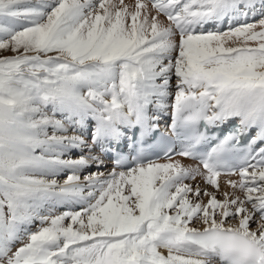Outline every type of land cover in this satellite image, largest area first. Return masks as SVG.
Listing matches in <instances>:
<instances>
[{
	"label": "snow or ice",
	"instance_id": "6c2138e0",
	"mask_svg": "<svg viewBox=\"0 0 264 264\" xmlns=\"http://www.w3.org/2000/svg\"><path fill=\"white\" fill-rule=\"evenodd\" d=\"M0 51V264H264V0H0Z\"/></svg>",
	"mask_w": 264,
	"mask_h": 264
},
{
	"label": "bare ground",
	"instance_id": "6f19581e",
	"mask_svg": "<svg viewBox=\"0 0 264 264\" xmlns=\"http://www.w3.org/2000/svg\"><path fill=\"white\" fill-rule=\"evenodd\" d=\"M125 2H126V3H129V4H132V3H134V0H125ZM161 19L163 20L164 17H161ZM226 25H227V22H225V27H226ZM171 83H172V86H173V87L170 88V92L174 94V91H175V89H174L175 79H174V78H173V80H172ZM165 102L168 103V104H171V103H172V99L170 98L169 100H167V101H165ZM154 112H155V106L153 105L150 114H152V113H154ZM158 124H159V127H161L162 130L168 128V126L171 124V109H170V108L167 109V110H165V111H163V112H160V113H159V121H158ZM90 125H91V126H90ZM94 126H95V125H94V122H90L89 124H87V125L85 126V129H84L83 132H77L76 134H78V135H83L85 139H87L89 142H91V132H92V129L94 128ZM90 128H92L91 131H90ZM122 131H123L124 134H123V136L119 139V141H115V140H113V141H110V142H107V143H106L105 146L108 147V149H109V150L107 151V153L101 152L100 147H97V148L94 150V154H98V155H100L101 159H102V160L104 161V163L107 165V168H106V169H102V171H107V170H110V169H111V167H112V160H113V152H114V150H115V146H116V144H117V143H124V146H125V145H127V144L129 143L130 138H131V134H132V132H133V131H132V128H122ZM62 134H63V133H62ZM67 134H68V135L73 134V130H72V129H69V132H68ZM81 154H82V153L79 152V151H74V152L70 153L69 155H70L71 158L75 159V158H78ZM83 154H86V150H85V153H83ZM69 155H66L64 158H69ZM173 159H174V160H175V159L181 160V162H182L183 164H185V165H189V164H191V165H196V164H197L195 161L188 160V159H184V158H181V157H173ZM159 162L163 163L164 160L162 159V160H160ZM92 169H94L93 171L96 170L95 167H93V168L88 169V171H89V170H92ZM118 171H119V169H118ZM67 174H68V173H67ZM62 177H63V176H62ZM64 178H65V177H64ZM64 178L62 179V181L64 180ZM81 178H83V177H81ZM228 178H229V177H225V176H222V177H221V179H220V183H221V189H222V190H225L224 180H225V179H228ZM231 179H238V176L233 175V176L231 177ZM62 181H61V182H62ZM189 182H190V181H189ZM200 183H201V186L204 187L203 182L200 181ZM208 187H209V190H210V191L213 190L210 186H208ZM237 194L240 195L239 192H237Z\"/></svg>",
	"mask_w": 264,
	"mask_h": 264
},
{
	"label": "rangeland",
	"instance_id": "374dc122",
	"mask_svg": "<svg viewBox=\"0 0 264 264\" xmlns=\"http://www.w3.org/2000/svg\"><path fill=\"white\" fill-rule=\"evenodd\" d=\"M19 30V29H18ZM4 55H12V53H11V51H0V56H4ZM49 131H51V130H49ZM62 134V133H61ZM64 134V133H63ZM94 169H92V170H89V171H93ZM66 175H67V172H65V173H63L62 175H59V176H57L56 177V179L57 180H59L60 182L62 181V179L65 177L66 178ZM63 176V177H62ZM81 177H83V174L81 175ZM49 178H51V177H49ZM64 178V179H65ZM63 209H60V210H58V211H62ZM35 227H36V225H33V228H32V230H35ZM26 239V238H25ZM19 246V244H16V245H14L13 246V248H12V251H15V248L16 247H18Z\"/></svg>",
	"mask_w": 264,
	"mask_h": 264
}]
</instances>
